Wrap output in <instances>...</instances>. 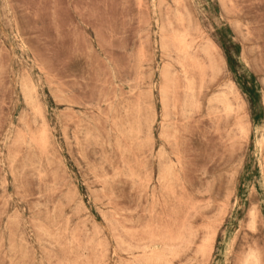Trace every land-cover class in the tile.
Instances as JSON below:
<instances>
[{
	"label": "rangeland",
	"instance_id": "obj_1",
	"mask_svg": "<svg viewBox=\"0 0 264 264\" xmlns=\"http://www.w3.org/2000/svg\"><path fill=\"white\" fill-rule=\"evenodd\" d=\"M0 264H264V0H0Z\"/></svg>",
	"mask_w": 264,
	"mask_h": 264
},
{
	"label": "bare ground",
	"instance_id": "obj_2",
	"mask_svg": "<svg viewBox=\"0 0 264 264\" xmlns=\"http://www.w3.org/2000/svg\"><path fill=\"white\" fill-rule=\"evenodd\" d=\"M259 151V150H258Z\"/></svg>",
	"mask_w": 264,
	"mask_h": 264
}]
</instances>
